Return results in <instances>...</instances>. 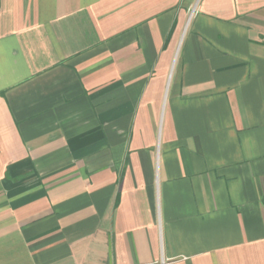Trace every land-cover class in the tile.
I'll use <instances>...</instances> for the list:
<instances>
[{"label":"crops","instance_id":"crops-1","mask_svg":"<svg viewBox=\"0 0 264 264\" xmlns=\"http://www.w3.org/2000/svg\"><path fill=\"white\" fill-rule=\"evenodd\" d=\"M0 264H264V0H0Z\"/></svg>","mask_w":264,"mask_h":264}]
</instances>
